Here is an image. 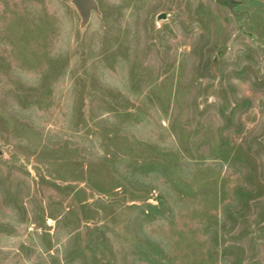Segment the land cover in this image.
I'll return each instance as SVG.
<instances>
[{
	"label": "rangeland",
	"instance_id": "1",
	"mask_svg": "<svg viewBox=\"0 0 264 264\" xmlns=\"http://www.w3.org/2000/svg\"><path fill=\"white\" fill-rule=\"evenodd\" d=\"M0 0V264H264V0Z\"/></svg>",
	"mask_w": 264,
	"mask_h": 264
},
{
	"label": "water",
	"instance_id": "2",
	"mask_svg": "<svg viewBox=\"0 0 264 264\" xmlns=\"http://www.w3.org/2000/svg\"><path fill=\"white\" fill-rule=\"evenodd\" d=\"M221 2H225V0H219ZM75 4H77L84 15L87 17L90 15L91 9L95 6L94 0H74Z\"/></svg>",
	"mask_w": 264,
	"mask_h": 264
}]
</instances>
